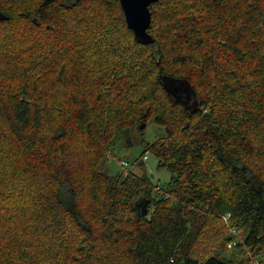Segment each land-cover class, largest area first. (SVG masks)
<instances>
[{"label": "trees", "instance_id": "obj_1", "mask_svg": "<svg viewBox=\"0 0 264 264\" xmlns=\"http://www.w3.org/2000/svg\"><path fill=\"white\" fill-rule=\"evenodd\" d=\"M150 9L0 0V264H264V0ZM152 118L169 182L106 173Z\"/></svg>", "mask_w": 264, "mask_h": 264}, {"label": "rangeland", "instance_id": "obj_2", "mask_svg": "<svg viewBox=\"0 0 264 264\" xmlns=\"http://www.w3.org/2000/svg\"><path fill=\"white\" fill-rule=\"evenodd\" d=\"M165 132V127L156 123L154 118H152L144 127L141 128V125L136 126L130 135L115 139L112 150L105 160V172L116 174L124 168L132 169L138 174L147 175L155 184L166 185L171 179V171L159 167L158 158L151 151H147L144 154L145 144L154 142L164 136ZM140 156H143L144 164L137 162ZM123 161L127 162V165H124ZM229 216V213L224 216L227 223H229Z\"/></svg>", "mask_w": 264, "mask_h": 264}, {"label": "water", "instance_id": "obj_3", "mask_svg": "<svg viewBox=\"0 0 264 264\" xmlns=\"http://www.w3.org/2000/svg\"><path fill=\"white\" fill-rule=\"evenodd\" d=\"M160 0H120L122 8L125 13L126 21L130 29L134 31L135 38L141 43L153 42L154 38L149 33V28L152 21L151 5ZM6 16L0 12V19H4ZM183 85L187 91L189 85L180 79L168 78L165 82V87L168 92L180 99L178 95L179 88L177 85ZM146 124L141 125V128ZM146 212V207H143Z\"/></svg>", "mask_w": 264, "mask_h": 264}]
</instances>
